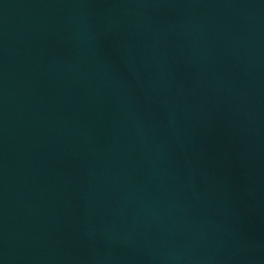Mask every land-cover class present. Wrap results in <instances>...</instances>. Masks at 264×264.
<instances>
[{"label":"water","instance_id":"1","mask_svg":"<svg viewBox=\"0 0 264 264\" xmlns=\"http://www.w3.org/2000/svg\"><path fill=\"white\" fill-rule=\"evenodd\" d=\"M0 264H264V0H0Z\"/></svg>","mask_w":264,"mask_h":264}]
</instances>
